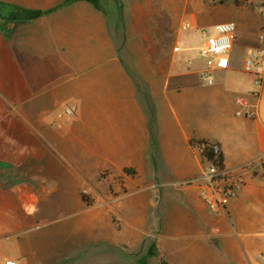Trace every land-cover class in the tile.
Listing matches in <instances>:
<instances>
[{
    "label": "crops",
    "instance_id": "obj_1",
    "mask_svg": "<svg viewBox=\"0 0 264 264\" xmlns=\"http://www.w3.org/2000/svg\"><path fill=\"white\" fill-rule=\"evenodd\" d=\"M228 1L0 0V264H264V82L247 65L264 12ZM181 15L236 25L213 84L179 53ZM191 140L244 176L228 217L201 198Z\"/></svg>",
    "mask_w": 264,
    "mask_h": 264
},
{
    "label": "built area",
    "instance_id": "obj_2",
    "mask_svg": "<svg viewBox=\"0 0 264 264\" xmlns=\"http://www.w3.org/2000/svg\"><path fill=\"white\" fill-rule=\"evenodd\" d=\"M208 1L213 4H221L226 0ZM257 1V7L264 12V0ZM191 27L192 24L188 20L183 21L180 25L181 30H189ZM215 27L216 33L208 35L204 46L200 49L202 57L210 59L202 73L207 84H213L215 71L229 68L236 32V25L232 22L219 23ZM247 65L255 76L256 85L261 89L264 82V29L259 35L258 46L247 51ZM241 104H245V102L241 101ZM72 115L73 109L66 105L63 116L70 118ZM212 147L216 153L219 152L218 145L212 144ZM204 160L205 165L202 167L200 175L201 198L215 215L228 217L226 203L244 185V176L242 173H235L225 167L221 169L206 158ZM4 264H16V262L7 260Z\"/></svg>",
    "mask_w": 264,
    "mask_h": 264
},
{
    "label": "rangeland",
    "instance_id": "obj_3",
    "mask_svg": "<svg viewBox=\"0 0 264 264\" xmlns=\"http://www.w3.org/2000/svg\"><path fill=\"white\" fill-rule=\"evenodd\" d=\"M68 2L72 0H67ZM163 0H161L162 2ZM98 2V1H97ZM209 5H218V9L222 8H229L232 5L231 1L226 0L225 2L221 4H213L209 2ZM187 20L184 15H181L179 17V22L177 25V35H178V42L179 45L182 47H186L187 50H184L186 52H179V53H184L187 57L197 59V60H202L203 62H207L210 59L202 57L200 49L204 45L208 35H212L216 33V27L215 26H210L205 29H198L196 27H191L189 30H181L179 27L183 21ZM201 78L204 80L203 75L201 74ZM109 169L102 170L101 172V178L104 179L106 177H109ZM123 187L121 186V189H118V191H115L114 189L112 190V196H117L120 194L125 193V190H122ZM104 194L105 191L102 188L99 190V192L95 195V197L92 196L90 193H84L83 197L87 200V202L93 200V202H96L98 205L104 202ZM109 194V193H108ZM99 208H103L102 206H99Z\"/></svg>",
    "mask_w": 264,
    "mask_h": 264
},
{
    "label": "trees",
    "instance_id": "obj_4",
    "mask_svg": "<svg viewBox=\"0 0 264 264\" xmlns=\"http://www.w3.org/2000/svg\"><path fill=\"white\" fill-rule=\"evenodd\" d=\"M92 3H94L95 5L98 4V2L100 0H89ZM98 1V2H97ZM234 1L235 4L239 5L241 4L244 0H232ZM34 15H38L39 13L37 12H32ZM30 12V15L32 14ZM0 20L2 21H7V17H4L2 14L0 15ZM190 144L192 146H199L201 148L202 151V156L204 158H206L208 161L212 162L213 164H215L216 166H218L219 168L223 169L225 167L224 165V158H223V153L221 151V149L219 150V152H215L214 148L212 147V143H209L207 141H196V140H191ZM219 146V145H218ZM220 148V147H219ZM127 173H132L130 170H126Z\"/></svg>",
    "mask_w": 264,
    "mask_h": 264
}]
</instances>
